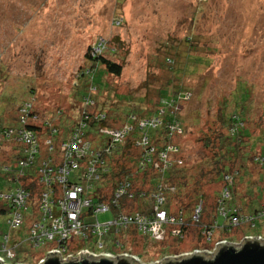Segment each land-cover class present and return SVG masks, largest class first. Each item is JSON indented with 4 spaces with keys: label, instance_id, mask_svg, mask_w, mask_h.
I'll list each match as a JSON object with an SVG mask.
<instances>
[{
    "label": "rangeland",
    "instance_id": "obj_1",
    "mask_svg": "<svg viewBox=\"0 0 264 264\" xmlns=\"http://www.w3.org/2000/svg\"><path fill=\"white\" fill-rule=\"evenodd\" d=\"M187 36L195 39L191 45L195 47H186ZM99 38L114 44L108 47L114 50L118 43H123V49L118 51L120 57H124L120 60L121 75L114 77L101 66L92 74L96 85L103 87L105 82L107 86L105 91L100 90L105 92L100 100L114 101L113 107L123 110V114L132 112L143 101L147 108L154 105L156 92L166 86L169 78L172 81L168 90L180 84L195 92L192 97L188 95L191 99L180 110L189 133L183 142L191 172L202 162H205L204 167L208 165L210 156L196 139L210 133L206 129L209 121L210 125L217 123L213 118L220 101L234 104L236 99L242 95L248 97L250 93L253 115L248 120L250 136L246 144L249 141L258 144L256 134L264 135V127L259 125L264 109V0H0V83H3L0 94L6 96L12 92L19 103L32 89L37 92V103L45 108L59 104L57 98L68 92H73L71 96H74L76 91L72 86L78 81L79 70L89 65L88 48L97 45ZM113 39L116 40L112 43ZM108 56L110 60H117V55ZM167 57H171L170 63ZM194 57L200 59L195 64L186 63V58L196 59ZM86 80H79L82 83L79 92H84ZM10 107H15L13 102ZM4 109L5 104L0 102V125H4L1 115ZM15 112L11 108L9 117ZM191 131L195 133L190 136ZM13 145L10 143L7 149L11 150ZM169 156L163 151L158 155L162 159ZM248 165L250 174L244 166L240 167L242 173L236 180L234 198L246 209L244 212L254 213L255 209L264 207V165L260 167L250 162ZM171 167L168 165L165 171ZM78 175L77 171L72 178ZM42 189L43 185L39 184L34 192ZM0 190H3L1 179ZM205 204L209 205L208 200ZM30 211L28 208L22 225L16 229L0 214V246L4 235L15 237L18 233L22 241L16 247L19 259L34 263L35 258L44 255L50 242L39 247L28 242L26 227L32 221ZM207 212L219 222L212 243L221 238L238 242L246 235L264 236V215L255 216L254 224L242 222L226 230L223 219L217 217L212 208L207 207ZM114 216L115 209L110 207L97 218L103 222ZM170 228V225L166 227L167 235ZM116 233L112 229L103 241L110 245L120 240L129 244L125 249L133 247V252L146 254V260L162 256L167 251L156 250H167L165 244L172 240L171 236L165 241L145 237L143 242L139 241L142 244L136 246L132 230L122 229ZM192 245L196 246V242L189 239L180 248ZM0 255L5 257L1 251Z\"/></svg>",
    "mask_w": 264,
    "mask_h": 264
},
{
    "label": "trees",
    "instance_id": "obj_2",
    "mask_svg": "<svg viewBox=\"0 0 264 264\" xmlns=\"http://www.w3.org/2000/svg\"><path fill=\"white\" fill-rule=\"evenodd\" d=\"M116 39L111 42L113 43ZM184 41L188 47L195 42V39L187 36ZM100 42L101 39H97L96 43ZM109 45L114 44L102 41L99 53L93 52L96 44L94 47L88 48L86 57L89 65L83 66L79 70L78 81H76L75 86H72L76 94L71 96L73 92H68L66 95L59 96L60 98H57L59 104L56 103L52 107L46 108L40 107L37 103V92L32 89L28 92L24 91L28 95L19 103H16L12 92H8L6 96L3 93L0 94V102L5 104V109L1 113L4 125H0V132L4 134V141H0V179L3 185L9 183V179L5 177V165L15 176L20 169L19 162L22 160L33 158L29 172H33L34 167L39 165V159L48 160L52 167H55L56 163H60L59 160L62 159L60 157L62 154L61 146L68 144L75 133L91 143L87 153L88 159L93 160L99 157L93 165L97 170L98 180L93 183L94 188L92 194L89 195L93 203H108L112 198H115L117 187L127 186V193L131 194V197L123 195L116 206L111 205L110 207L115 209V215L129 216L130 223L126 227L113 226L110 231L113 229L114 234H117L116 232L122 229L132 230L131 237L136 239V246L141 245L142 243L140 244L139 241L142 240L143 242L145 237H150L155 241H165L168 236H171L172 240L165 244L167 250L157 249L156 251L159 253L167 251L162 254H168V252L169 254H176L207 247L212 243L215 227H219V222L212 219L208 214L207 207L212 208L215 215L223 219V226L226 230L237 227L242 222L254 224L255 216L263 215L262 209H255L254 213L244 212L246 209L244 210L234 198L237 187L236 180L240 178L242 173L240 167L244 166L246 173L250 174L251 167L248 162L260 167L264 165V144L261 145L264 143V135L256 134L258 136H255L258 139V149L256 143L253 144L249 141L246 144V140L250 136L247 127L248 120L250 121L249 118L253 115L250 93L248 97L242 95L238 98L239 100L236 99L234 104H230V101H220L218 111L215 112L213 118L217 123L210 125L209 121L206 129L210 133L202 134L203 136L201 135L196 139L206 155L210 156L206 162L208 165L204 167L205 162H202L199 164V168L196 167L194 172H191L192 167L188 165L189 160H187L184 150L185 143L183 142V138L189 133L187 134L183 125L180 110L195 92H192L190 87L180 84L176 86V89L168 90L167 86H170L172 81L169 78L166 86L156 92L158 95L154 105L150 104L147 108L143 101L132 112L123 114V110L113 107L112 102L114 101L107 103L100 100V97L102 98L105 93L100 92V90H106V83L103 82V87H100L93 82L92 74L97 66L103 67L105 72L114 77L121 75L122 62L120 60L124 57H120L121 53L118 51L123 49V43L115 44L117 47L115 50L108 48ZM108 54L117 55L118 62H116L117 60H110ZM194 58L196 59L186 58V63L195 64L200 59ZM166 60L170 63L172 59L167 57ZM83 78H87L83 83L85 89L84 92H79L82 84L79 80ZM187 94L190 97L186 99ZM116 97L119 96L116 94ZM225 100H228V97ZM10 102H13L15 107H10ZM11 108L16 110V114L12 118L9 117ZM262 117H264V109L259 124L264 127ZM8 120H13V122L9 124ZM125 126L129 127L128 133L119 142L113 143L109 137L101 132V129L106 127L121 129ZM10 129L14 130L15 133L18 130L30 132L33 136V143H21V145L19 142L8 138L7 133ZM193 133L195 132L191 131L190 136ZM109 142L113 143L110 144V147H108ZM143 142L145 144H142ZM10 143L14 145L11 150H8L7 147ZM151 147L153 150L150 149ZM160 151L167 153V157L170 155L169 158H159ZM236 159L238 160L236 161ZM168 165H172V167L169 171H165ZM74 173L76 172H72L68 176L71 183H77V177L72 178ZM121 181L123 182L120 185L119 182ZM36 188L34 183L27 185V189L31 191V202L28 205V208H31V216L29 215V217H32V213H34L33 207L37 211L35 203H37L36 198H38L39 193L34 192ZM225 189L228 190L230 197L227 200L223 199ZM157 194L163 198L161 204L157 203L155 198ZM205 200H208V206H206ZM155 206L164 210L168 217L175 218L173 223L162 226L161 239H155L148 231L146 233L139 231L135 219L136 214L138 217L140 216L139 218L154 219ZM198 208L199 211L195 218ZM6 212V206L0 200V214L6 216ZM234 217L239 219L238 225L232 222ZM168 225L171 226L169 235H167L166 230ZM174 229L178 230V234L172 233ZM18 235V233L15 234L14 238H19ZM14 238L12 237V240H15ZM189 239L194 240L196 246L180 248ZM18 240L20 241V239ZM77 243V247H91L93 245L91 234H87V238L81 237ZM125 247L130 246L120 240H115L105 248L112 252H117L118 249L126 251L146 260L144 258L146 254L142 256L139 251L133 252V247L129 249H125ZM16 253L18 254L17 250ZM17 257L20 258L19 255Z\"/></svg>",
    "mask_w": 264,
    "mask_h": 264
},
{
    "label": "built area",
    "instance_id": "obj_3",
    "mask_svg": "<svg viewBox=\"0 0 264 264\" xmlns=\"http://www.w3.org/2000/svg\"><path fill=\"white\" fill-rule=\"evenodd\" d=\"M101 43H98L94 48V53L101 51ZM186 95V99L188 98ZM103 117V116H102ZM143 125V123H142ZM128 126L121 129H109L108 127L101 129L110 140L115 142L121 141L125 134L128 133ZM180 133V130H178ZM4 134L0 132V141H4ZM8 138H11L20 144H32L33 136L30 132L17 131L10 129L7 133ZM145 140V138H144ZM112 142L108 143V147ZM21 144V145H22ZM142 144H145L143 142ZM91 143L84 140L74 133L73 139L68 144L61 146V160L56 163L55 167L48 160L39 159L40 163L34 167L33 172H29L32 159L22 160L19 162L20 169L15 176L13 172L4 167L6 171V179L9 183L5 184L3 190H0V200L6 206V223L13 229L20 227L23 223L24 213L28 209L31 202V191L27 189V185L34 183L36 186L43 185L44 189L39 192L36 209L33 210L31 223H28L26 231L29 233L28 242L35 247L46 245L47 251L41 257L35 259L34 263L27 260L19 259L16 253V247L21 245L22 241L18 238L3 236V242L0 246V251L5 254V257L0 255L1 264H45L48 258H56L60 263H68L76 258H88L91 256L108 258L109 256H128L138 261V264H162V260L172 256L191 257L193 255H203L204 253L212 259L219 251L223 244H230L234 247H240L244 240H260L264 241V237L260 235H246L238 242L229 241L227 239H219L213 244L211 243L203 249H194L183 251L176 254H163L162 256L153 259L144 260L126 251L112 252L107 250L109 244L103 241L110 229L115 226L126 227L130 223V218L127 215H115L112 220L100 222L97 216L101 213H106L111 205L116 206L118 200L126 195L129 198L131 194L127 193V186H119L115 189V198H112L108 203L98 202L93 203L89 195L92 194L94 182L98 180L97 170L93 165L99 157L91 160L88 159V151ZM173 149V148H170ZM153 150V148L151 149ZM176 150V149H175ZM31 153H34L31 151ZM165 156V155H164ZM80 174L77 177V183L69 182L68 176L72 172ZM35 176V177H34ZM123 181L119 182L120 185ZM158 204H161L163 198L161 195H155ZM227 189L223 192V199H229ZM199 208L196 210L195 218ZM88 212V213H87ZM90 212V213H89ZM155 218L146 219L139 218L136 214V221L139 231L142 233L150 232L155 239H161L162 226L164 224L173 223L174 217H168L164 210L157 206L154 208ZM264 215V209L262 210ZM36 215V218H34ZM31 216V213H30ZM232 222L238 225L239 219L232 218ZM91 234V247H77V241L81 238H87V234ZM173 234H178V230H172ZM78 239V240H77ZM210 241V238H209ZM54 244V245H53Z\"/></svg>",
    "mask_w": 264,
    "mask_h": 264
},
{
    "label": "water",
    "instance_id": "obj_4",
    "mask_svg": "<svg viewBox=\"0 0 264 264\" xmlns=\"http://www.w3.org/2000/svg\"><path fill=\"white\" fill-rule=\"evenodd\" d=\"M45 264H138V261L128 256L102 258L90 255L88 258H76L68 263H60L56 258H48ZM162 264H264V241L244 240L237 248L225 243L212 259L205 253L188 258L176 255L162 260Z\"/></svg>",
    "mask_w": 264,
    "mask_h": 264
}]
</instances>
